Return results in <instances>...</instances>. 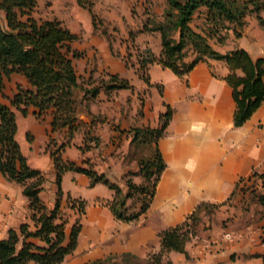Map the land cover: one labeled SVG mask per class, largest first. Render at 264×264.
<instances>
[{
	"label": "crops",
	"instance_id": "1",
	"mask_svg": "<svg viewBox=\"0 0 264 264\" xmlns=\"http://www.w3.org/2000/svg\"><path fill=\"white\" fill-rule=\"evenodd\" d=\"M151 1L155 2L150 4L151 10L156 15H162L167 7L166 0H160L163 1L160 7L156 0ZM135 2L143 9L142 0H125L122 15L127 25L122 22V16L117 23L123 41L118 39L111 42L108 31L103 33L90 24L83 34L68 28L76 34V38L83 41L78 46L79 50H86L88 58L92 56L90 50L96 54V61H87L86 57L80 70H76L80 80L90 76L94 65V73L117 74L127 79L130 87L101 89L97 97L87 103V108L78 107L77 116L81 125L71 138H67L65 128L54 132L52 136L58 144L67 143L60 150L63 161L78 166H88L90 163L92 169L118 184L125 192V174L138 169L135 160L126 159L131 146L130 129L157 126L159 115L168 105L172 115L164 134L157 141L165 167L159 175L149 208L135 221H124L112 214L109 205L114 191L104 183L90 185V178L86 174L65 171L60 181L63 193L61 211L64 208L70 209L68 197L83 199L85 209L80 218L81 227L76 246L60 264H85L122 253L148 258L149 254L161 249L159 232L181 223L201 202L217 204V208L222 211L216 212L215 220L209 227L208 220L204 223L207 214L204 216L202 210L197 233L185 245L187 256L183 252L169 250L162 255V260H169L171 264H264V204L256 199L251 202L248 211L243 210L242 194L237 193L253 172L262 175L264 180V101L242 125L235 126L233 115L236 104L232 88L224 79L228 68L222 59L208 58L207 61L198 62L182 77L170 68L152 62L146 66L149 79V83H146L140 75L136 57L131 56L134 60L131 65L126 63L123 56L126 51L130 52L128 47L132 44L136 47L146 45L157 56L160 51V34L141 27L139 18L143 19L144 14L137 7L140 17L136 19L131 12ZM68 3L76 15L78 11L84 13L76 0ZM157 7L161 10L156 11ZM100 16L106 17L104 13H100ZM260 16L264 18L263 10ZM128 30L135 33L131 41ZM223 44V47L221 44L212 47L224 53L237 46L247 50L253 59L264 57L263 30L257 18L252 15L245 22L239 37L236 38L232 29H228ZM72 47L77 49L74 44ZM74 67L76 69V65ZM12 75H18L19 81L13 86L9 98L16 92L18 85L29 87L23 75L11 73L3 79L0 94L4 92L7 80ZM0 101L9 104L2 99ZM14 111L17 121L16 139L28 164L45 176L39 196L47 208L51 209L57 190L54 163L46 148L51 116L36 118L32 107L26 115L16 109ZM91 115L104 118L92 127L93 133L99 138V144L82 150L80 147L84 146V133ZM98 186L105 189V192H101ZM30 214L28 199L22 193L21 184L8 180L0 173V239L7 236L8 229L17 230L21 223H27L29 229L34 230L35 224ZM65 216L68 218L64 229L67 242L77 213L73 210L72 214ZM228 216L231 219L225 221ZM224 221L226 226L223 227ZM205 225L208 228L205 229ZM30 240L43 245L37 238Z\"/></svg>",
	"mask_w": 264,
	"mask_h": 264
},
{
	"label": "trees",
	"instance_id": "2",
	"mask_svg": "<svg viewBox=\"0 0 264 264\" xmlns=\"http://www.w3.org/2000/svg\"><path fill=\"white\" fill-rule=\"evenodd\" d=\"M78 1L80 3V0ZM166 2L163 19H147L144 24V29L155 30L160 34V51L156 56L146 47L144 49L146 57L139 54L140 70L146 68L149 63L157 62L182 77L198 62L207 61L208 58L224 60L228 68L224 79L232 88L236 104L233 123L235 126L242 125L264 101V57L253 59L244 48L221 53L212 47L209 40L218 33L219 28L226 32L219 35V42L225 40L228 29H232L235 36H240L246 15L261 9L259 1L166 0ZM36 3L37 0H0V90L3 88V79L11 73L23 75L29 84L27 88L18 85L16 92L9 98V104L0 101V173L8 180L21 184L22 193L28 199L30 217L35 224L34 230H30L27 223H21L17 230L8 229L7 236L0 239V264L29 262L60 264L64 257L73 251L81 227L80 218L84 214L85 202L83 199L68 197V208L75 210L77 218L72 224L68 241L65 242L64 229L68 218L60 208L63 194L60 181L65 171L73 170L86 174L90 178V185L96 182L107 185L114 191V197L109 205L112 214L124 221H135L149 208L159 175L165 167L157 141L164 134L172 115L168 105L159 115L157 126H138L130 129L132 132L130 143H146L153 152L147 159L136 158L137 171L144 182L135 183L129 177L126 178L130 174H135V171H128L124 176L127 188L125 192L118 184L92 169L90 163L87 162L88 166H78L62 160L60 150L65 143L56 144L52 134L65 128L72 137L81 125L77 116L79 106L87 108V103L94 100L101 89L128 88L130 83L127 79L108 72L100 74L98 80L91 75L80 80L73 64V58L82 56L81 51L72 47L76 34L56 18H35L33 11ZM200 7L205 8L204 20L210 26L208 29L197 30L190 25L194 13ZM87 9L91 12L95 25V14L89 2ZM256 18L260 24L263 23L264 18L260 15ZM226 22L232 25H226ZM102 31L105 33V30ZM188 47L193 54L189 60ZM140 75L149 83L146 72L140 71ZM30 107L34 108L33 114L36 118L51 116L46 148L54 163L57 186L55 202L51 209L47 208L39 196L45 176L40 170L28 164L16 139L17 121L14 109L26 115ZM103 120V117L91 115V121L84 133V146L80 147L82 150L90 147V145L87 147L89 134L93 138L92 145L99 144V138L93 133L92 127L97 121ZM51 144L53 148H50ZM252 176L262 175L253 172ZM135 192L144 194V197L137 209L132 211L127 201ZM256 198L264 204L262 193ZM218 206L201 202L181 223L161 230L159 232L161 249L151 254L154 260L147 263L155 264L157 261L160 264H171L169 260L163 263L161 261L163 252L169 250L183 252L187 256L185 245L196 235L200 212L203 208ZM31 238L41 240L43 245L36 244L30 240ZM108 256H130L139 259L131 253ZM108 256L85 264H108ZM121 264H125V261L123 260Z\"/></svg>",
	"mask_w": 264,
	"mask_h": 264
},
{
	"label": "rangeland",
	"instance_id": "3",
	"mask_svg": "<svg viewBox=\"0 0 264 264\" xmlns=\"http://www.w3.org/2000/svg\"><path fill=\"white\" fill-rule=\"evenodd\" d=\"M73 1H75V0H37L36 6H35L34 11H33V15L37 19H53V18H56V19L60 20L63 23V25H65L71 31L73 29L76 31L79 30L81 32V34L86 32L87 25L90 24L93 28L96 27L98 30H105L106 33L108 31V34L110 37L109 39L111 42L112 41L116 42L118 39L123 41V38L120 37L119 29L117 28V23L120 19V16H122V18H121L122 22L127 25L126 19L122 15L123 14L122 10L124 8L123 4H124L125 0H80V3L78 0H76V3L84 9V13L82 11H78L77 15L75 14L73 8H71L69 3H68V2H73ZM258 1H259V5H260L261 9L258 11L256 10V11H252V12L248 13V15H246V17H245L246 21H247L249 16L252 15V16L256 17L257 15H260V12L262 10L264 11V0H258ZM88 2L91 3L92 12L95 14V19H94L95 25L93 24L91 12L87 9V3ZM152 3H155V2H152L151 0H142V4H143L142 8L143 9L139 8L138 3H136V2L131 7V12H132V14H134V18L137 19L138 17H140L137 14V12H138L136 10L137 7L144 14L143 19H142V17L139 18V24H142L141 27L144 26L147 19L162 20L164 17V12H165L166 8L163 10L162 15H156V12L151 10L152 7L150 4H152ZM156 4H157V6L160 7L163 4V1L156 0ZM93 5H95V7H93ZM250 7H251V5H250ZM143 10H145V13ZM160 10L161 9H159L157 7L156 11H160ZM204 10H205L204 8H200L199 10H197L195 12L193 18L191 19L190 25L197 30H204V29H208V27H210V26H208L209 24L206 23L204 20L205 19ZM81 13L83 15H81ZM85 13L87 14V19H86ZM100 13H102V14L104 13L106 15V17L102 18L100 16ZM108 16L110 17V20L108 19ZM258 24L262 28L263 34H264V21L262 24H260V22L258 21ZM149 25H151V22L149 23ZM226 25L231 26L232 24L229 22H226ZM133 33L134 32H132L131 30H128V36H130V41L134 37L133 35H131ZM225 33L226 32L224 29L219 28L218 33L213 35L210 39V40H212V41H210L212 43V45L220 46L219 44H221V46L223 47L224 41L219 42V37H220L219 35H223ZM235 37L237 38L239 36H235ZM234 41H235V39H234ZM82 43H83V41H80L79 37H77L72 42V45L74 44L75 47H77V49L79 50L78 46H79V44H82ZM130 44H131V42H130ZM127 46H130V45H127ZM146 47H147L146 45L141 46V47H136L134 45L131 47H128V48H130V52L127 53V51H126V55L123 56L126 59V63L133 65L134 60L131 59V56L136 57V61H137L138 59H141V57L139 56L140 53H141V55L146 57V54L144 53V49ZM235 48H238V47L235 46L234 49ZM141 50H142V52H141ZM79 51L83 52L82 53L83 55L80 58L73 59V64L76 65L77 71L80 70V67H81L84 59L87 57L86 50L80 48ZM89 53H92V56L90 58L87 57V61H91V62L96 61L95 51L90 50ZM187 54L189 56L188 57L189 59L193 56L189 47L187 48ZM93 70L96 71L94 65H93V68L91 70L93 73L91 72V74H89V75H91L92 77H96L94 79L98 80V78L100 76L98 75V73H94ZM139 71L144 73V72H146V68L143 67ZM101 74H104V73H101ZM82 77L85 78L86 75H84V76L82 75ZM85 79H87V78H85ZM17 81H19L18 75H12L7 80V85H6V88L4 89V92H3L4 94L3 93L0 94V99L5 100L6 102L9 103V96L11 95L12 88H13V86H15ZM5 96H8V97L5 98ZM17 112H19V111H17ZM42 119H44V118H42ZM66 136L68 139L71 138L68 133ZM92 141H93L92 135L89 134L88 140H87V143L88 142L89 143L87 144L88 145L87 147H89V145H92ZM56 144H58V143H56ZM64 146L66 147L67 143H65ZM50 148H53L52 144H51ZM152 152H153V149L151 150L149 145L146 143H139V142H137L135 144L131 143L130 151H129L126 159L128 161L129 160H135L136 161V158L147 159ZM127 177L132 179L135 183L144 182L143 177H141L139 175V172L137 170L135 171V174H130V175L126 176V178ZM242 185L243 186L238 188L239 190L237 191V193L242 194V197H241L242 209L247 210V209H249L251 202L253 200L257 199L256 197L258 194L262 193L264 195V180L262 179V177H259V176H251L250 179L247 182L243 183ZM149 186H150V184H149ZM98 188L101 190V192H105V189H103L102 187L98 186ZM104 188H106V187L104 186ZM142 197H144V194H138L135 192L128 199L127 204L129 205V207L131 208L132 211L137 209V207L141 204ZM138 198H140V200ZM225 209L228 210V208H224V210ZM217 211H222V209H220V208H203L204 216H206V214H207V216L204 217V223L206 224L207 220H208V222H209L208 226L209 227H210V224L215 220ZM63 212L65 213L64 214V216H65L68 214H72L73 210L64 208ZM201 218L202 217L200 216V219ZM230 219L231 218H229V216H228L227 220H225V221H229ZM225 221L222 224L223 227L226 226ZM199 222H200V220H199ZM208 226L205 225L204 228L206 229V228H208ZM165 252L166 251H164L163 254ZM149 256H148V258H146V257L140 258L139 257V259H136V258L130 257V256H119V257L118 256H108L107 263L108 264H121L122 261L124 260L125 264H148L149 262H151V260H154V258H151V254H149ZM161 261L163 263L166 260H162V258H161ZM155 264H160V263L156 261Z\"/></svg>",
	"mask_w": 264,
	"mask_h": 264
}]
</instances>
